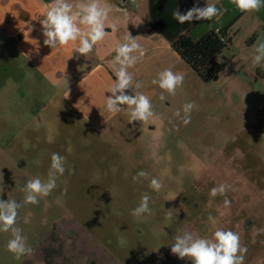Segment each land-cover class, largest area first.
Segmentation results:
<instances>
[{
  "label": "rangeland",
  "instance_id": "rangeland-1",
  "mask_svg": "<svg viewBox=\"0 0 264 264\" xmlns=\"http://www.w3.org/2000/svg\"><path fill=\"white\" fill-rule=\"evenodd\" d=\"M14 51L0 47V152L27 158L28 164L20 172L10 173L8 164L0 169V199L21 205L15 226L29 247L69 212L118 264H191L171 253L175 238H211L217 228L239 235L247 249L243 264H264V93L239 88L230 77L233 65H223L215 82H196L194 89L204 97L190 123H166L152 137L140 121L95 128L38 65L9 62L20 58ZM37 141L41 148H35ZM55 152L65 157L68 175L38 204H25L21 189L35 169L49 170ZM126 152L127 159L119 158ZM140 171L149 177L134 181ZM151 178L162 181L159 192L149 187ZM221 183L230 186L226 197H210ZM145 193L151 212L135 218L132 210ZM11 235L0 232V264L15 263L6 249Z\"/></svg>",
  "mask_w": 264,
  "mask_h": 264
},
{
  "label": "crops",
  "instance_id": "crops-1",
  "mask_svg": "<svg viewBox=\"0 0 264 264\" xmlns=\"http://www.w3.org/2000/svg\"><path fill=\"white\" fill-rule=\"evenodd\" d=\"M51 2L52 0H0V47L15 49V54L20 57L16 59L11 56L9 62L21 63L25 60L38 65L41 74L52 76L56 84L62 85L65 95L69 92L68 98L76 101L83 117L97 129L112 128L118 121H125L123 127L137 125L136 121L129 123L131 109L128 106H121L123 111L111 114L106 111L104 99V96H111L106 91L115 79L110 66L115 56L114 49L118 42H123L128 32L137 38L145 51L144 57L129 71L133 73L135 81L142 82L143 87L138 91L147 95L153 105L155 115L144 125L152 130V137L160 136L166 123L181 119L174 115L177 107L186 102H195L199 106V96L204 97L203 93L194 89L196 82L203 80L172 47L185 32L199 39L209 30L226 28L230 45L219 55L224 70L233 65L232 70V66L229 69L230 77L238 81L239 88L248 86L264 93V62L259 65L253 63L255 46L258 42H264V7L259 11L241 12L231 0H127L125 4L121 0H102V3L112 6L105 22L109 34L84 57L75 52L72 54L75 46L73 42L56 49L44 45L45 37L39 20L43 19L40 15L44 14L46 6ZM70 2L75 4L80 0ZM207 2L216 4L220 9L226 8L227 11L211 21L180 24L173 19L174 10L183 14L194 5L204 7ZM37 16L38 19H35ZM75 43L78 44V41ZM71 54L72 58L68 59ZM165 68L182 73L184 82L175 96L165 92L166 99L162 101L159 97L163 90L151 81ZM126 94L134 95V90L128 89ZM182 109L183 106L180 108L181 116L184 115ZM40 144L42 142L37 141L35 148H41ZM0 149H4L1 143ZM128 153L118 157L127 159ZM35 158L34 162L39 160L38 156ZM25 160L22 161L15 154L0 152V169L8 164L12 169L10 173L20 172L28 164V159ZM47 163L50 166L51 159ZM67 171L57 179V184L68 175ZM33 173V178L47 180L48 171L42 174L35 169ZM0 189L2 193L4 189L1 186ZM30 243L31 254H25L20 259L15 258L14 264H118L111 250L103 247L101 241L69 212L55 228Z\"/></svg>",
  "mask_w": 264,
  "mask_h": 264
},
{
  "label": "clouds",
  "instance_id": "clouds-1",
  "mask_svg": "<svg viewBox=\"0 0 264 264\" xmlns=\"http://www.w3.org/2000/svg\"><path fill=\"white\" fill-rule=\"evenodd\" d=\"M241 12L259 11L264 7V0H231ZM111 5L102 3V0H80L79 3H72L70 0H52L46 6L43 19L39 20L42 26V34L45 37L43 43L52 49L66 46L70 42L75 44L73 52L87 57L94 49V46L102 42L107 36L105 22L111 11ZM227 9H220L214 3H208L204 7L193 6L186 13L178 10L173 11V19L178 23H192L201 20H213L226 12ZM38 19V16L35 18ZM113 30L115 24L112 25ZM31 31L32 29L29 28ZM78 41V44L75 42ZM115 56L110 62L115 79L112 80L106 92L111 96L105 97V108L111 114H118L123 111L121 106H128L129 123L140 121L148 122L155 113L150 98L138 91L143 87L142 82L135 81L134 75L129 69L134 68L144 57L145 51L136 37L129 32L124 36L123 42H118L115 49ZM256 54L253 57L254 65L264 62V42H258L255 46ZM27 57L26 54L22 53ZM72 54L70 58H72ZM28 58V57H27ZM184 75L174 72L171 68H165L157 73L151 83L158 85L162 89L160 99H166L164 93L175 96L177 89L182 88ZM133 89L134 95L126 94V90ZM69 92L67 93V98ZM195 102H186L183 105V113L177 109L175 116L183 120L184 124L190 123L191 113L197 109ZM39 163V161H37ZM65 157L58 153L51 156V164L47 174V180L39 177L30 179L21 189L25 193V204H38L39 198L47 197L57 186V179L65 172ZM148 178L149 173L140 171L133 177L134 181ZM162 181L158 178H151L149 187L156 192L162 188ZM230 186L224 183L213 187L209 191L210 197L217 195L225 196ZM2 191V189H0ZM176 197H173L175 199ZM150 197L147 193L141 196L139 205L132 210V216L140 218L146 213H150ZM225 205H229L228 199L224 200ZM20 204L16 200L0 199V232H11V238L7 241L6 249L12 253L16 259H20L25 254H31L32 248L27 245V237L22 235V229L16 227L18 209ZM209 219H212L211 217ZM213 223L215 221L213 220ZM247 249L240 244V237L232 230L217 228L211 238H194L192 234L185 233L177 236L171 245V253L179 259L188 258L191 264H243Z\"/></svg>",
  "mask_w": 264,
  "mask_h": 264
},
{
  "label": "trees",
  "instance_id": "trees-1",
  "mask_svg": "<svg viewBox=\"0 0 264 264\" xmlns=\"http://www.w3.org/2000/svg\"><path fill=\"white\" fill-rule=\"evenodd\" d=\"M224 37H228L226 28L209 30L199 39L185 32L172 47L204 82H214L223 68L219 55L230 44V39L229 43L223 41Z\"/></svg>",
  "mask_w": 264,
  "mask_h": 264
},
{
  "label": "built area",
  "instance_id": "built-area-1",
  "mask_svg": "<svg viewBox=\"0 0 264 264\" xmlns=\"http://www.w3.org/2000/svg\"><path fill=\"white\" fill-rule=\"evenodd\" d=\"M116 8H118L117 6H116ZM223 41H225L226 43L228 42L229 43V38L228 37H224L223 38ZM230 45V44H229Z\"/></svg>",
  "mask_w": 264,
  "mask_h": 264
},
{
  "label": "water",
  "instance_id": "water-1",
  "mask_svg": "<svg viewBox=\"0 0 264 264\" xmlns=\"http://www.w3.org/2000/svg\"><path fill=\"white\" fill-rule=\"evenodd\" d=\"M122 1V4H125L127 0H121Z\"/></svg>",
  "mask_w": 264,
  "mask_h": 264
},
{
  "label": "flooded vegetation",
  "instance_id": "flooded-vegetation-1",
  "mask_svg": "<svg viewBox=\"0 0 264 264\" xmlns=\"http://www.w3.org/2000/svg\"><path fill=\"white\" fill-rule=\"evenodd\" d=\"M247 224H250V223H247ZM245 226V225H244ZM163 256H165L164 254H163ZM170 257H172V255H170Z\"/></svg>",
  "mask_w": 264,
  "mask_h": 264
}]
</instances>
